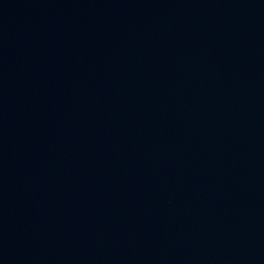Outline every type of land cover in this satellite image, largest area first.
I'll return each mask as SVG.
<instances>
[{
  "label": "water",
  "instance_id": "obj_1",
  "mask_svg": "<svg viewBox=\"0 0 264 264\" xmlns=\"http://www.w3.org/2000/svg\"><path fill=\"white\" fill-rule=\"evenodd\" d=\"M0 264H264V0H0Z\"/></svg>",
  "mask_w": 264,
  "mask_h": 264
}]
</instances>
